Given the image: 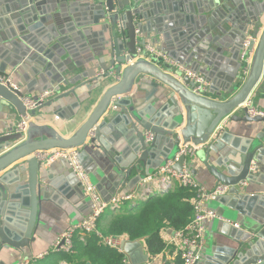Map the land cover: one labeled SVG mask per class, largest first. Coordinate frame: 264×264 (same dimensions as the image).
<instances>
[{"label":"water","instance_id":"1","mask_svg":"<svg viewBox=\"0 0 264 264\" xmlns=\"http://www.w3.org/2000/svg\"><path fill=\"white\" fill-rule=\"evenodd\" d=\"M62 1L66 0L2 1L0 58L4 62L0 66L1 73H5L6 63L15 68L27 62L30 70L46 85L49 79L53 84H59L64 83L65 73L72 71L71 65H75L77 70L85 64L97 62L76 73L71 83L91 79L93 83L101 85L114 69L120 71L121 64L136 55L139 45L145 46L147 40L142 35L147 38L152 33H162L167 41V51L172 48L171 36L161 29L162 19L155 18L159 23L157 29L153 30L149 22L155 14L169 12L165 3L171 6L172 0H90L92 5L87 3L84 7H87L86 11L89 8L95 11L93 19L83 21L74 18L70 25L60 24V15L54 10L59 5L60 11H63L65 5ZM185 1L190 3L186 21L191 34L184 33L187 41L184 40L186 47L181 53L183 57H178L175 51H169V54L179 63L184 62L186 56L194 71L208 74L200 67L201 61L210 65L214 59L211 57L214 53L203 59L205 55L199 41L206 38V43L210 41L209 45L216 47L218 59L227 51L233 60H237L238 70L232 82L219 87L214 84L207 92L198 94L193 91L194 81L181 76L180 71L172 65L161 62V59L158 63L139 59L124 68L121 79L104 91L88 118L72 135L64 136L54 127L35 121L28 124L25 133L11 129L8 133L0 134V174L16 164L10 172L0 175V251L4 247L16 250L29 248L41 225L43 202L54 201L49 193L55 185H47L42 176L46 175L49 180L52 172L45 170V164L35 153L53 148H79L80 162L88 173H94L97 164L88 149L84 148L92 144L99 151L103 145L104 157L110 160L102 171L103 175H95L98 178L97 187L106 201L116 195L121 186H126L124 180L134 169L138 173L127 185L130 189L152 170L170 162L175 161L173 169L183 173L185 165L199 160L218 182L231 185L229 193L216 200L224 210L223 216L229 220L222 223V233L231 243L217 250L225 254L215 253L213 249L208 259L212 264H264V116H251L248 107H244L255 89L262 84L264 87V26L257 30L260 37L256 46L251 43L255 51L247 74L243 72L244 66L240 61L244 40L250 34L248 32L261 23L264 0H194L195 7L193 3L191 5L192 0ZM78 5L74 1L69 8L78 9ZM114 9L117 12H113ZM195 11L198 17H195ZM208 13L211 14L209 18ZM217 16L221 17L218 18L220 22L214 21ZM52 20L60 24L58 30L54 24L47 25ZM119 21L122 23L121 31L118 29ZM179 22L183 23L182 20ZM189 22L195 24L198 33L193 34L194 27ZM95 25L101 26L100 31H91ZM79 28L82 30L78 32ZM214 29H218L223 37H205L207 32ZM105 32L109 35L107 39L103 37ZM67 34H71V39ZM93 35H99L103 43L98 51L93 46ZM175 39L182 50L181 39ZM93 50L96 52L89 57L80 61L75 59L76 54L85 55ZM104 52L110 58L108 63L100 61ZM143 75L155 79V87L166 99L161 107L152 102L141 107L131 99L120 97L131 94L137 78ZM23 95L22 91L11 90L0 83V105L10 111L16 110L21 116L26 114L21 100ZM112 102L122 111L109 121H101ZM77 105L80 103L77 102L74 107ZM115 123L117 131L110 138V143L115 144L125 137L126 144L111 151L103 143V135ZM230 123L245 125L243 137L230 132ZM259 124H262L261 128ZM148 134H152V139L147 140ZM181 139L183 145L202 144L203 147L196 156L181 154L176 159ZM213 154L218 157L214 158ZM193 172L196 173V169ZM244 179H248L249 185L258 187L259 192H247L249 185L244 188L235 186ZM69 182L79 191L80 182L74 172L69 175ZM68 187L65 184V190ZM80 190L83 194L82 188ZM18 206L25 210L15 214ZM122 249L135 264L144 263L149 258L138 240L125 241ZM0 264L4 263L0 261Z\"/></svg>","mask_w":264,"mask_h":264},{"label":"crops","instance_id":"2","mask_svg":"<svg viewBox=\"0 0 264 264\" xmlns=\"http://www.w3.org/2000/svg\"><path fill=\"white\" fill-rule=\"evenodd\" d=\"M2 1L3 0H0V4ZM74 1H77V3H79L78 9H74V7L69 8L70 3H73ZM87 3L92 5L93 2L90 0H66L65 2L62 3L63 5H65L63 11H60V8L58 7L59 5H57V7H55L54 10L56 11V14L60 15L59 16V21L61 22L60 24L70 25L74 21V18L75 19L81 18L83 21H88V19L90 20L93 19V17L95 16L94 13L95 11H92L93 9L90 8L88 9V11H86L87 7H84V5H86ZM192 3L193 6L195 7L196 2L192 0L191 5ZM189 5L190 3H186L185 0H172L171 6H169V3H165V8L168 9L169 12L161 11L159 15L155 14L153 17L150 18L149 21L152 23L150 27L151 30H153V29H157V24L159 23L155 21V18L157 17L162 19V21L160 22V26L162 27L161 29L163 30V33L169 34L171 36L172 48L169 49V51H175L178 57H183L181 53L183 52V48L186 47L184 46L185 43L184 40L187 41V36L184 33L186 32L188 33V35L191 34L190 27H188V22L186 21L187 20L186 15H189L186 12L187 8H189ZM1 6H4L3 2L0 5V7ZM84 11H86L85 14ZM62 13L65 14L66 16L64 17ZM195 13H196L195 17H198V13L196 11ZM207 17L208 18L211 17V14L208 13ZM218 18L221 17L220 16L215 17L214 21L220 22ZM180 20H182L183 23H180L179 22ZM260 21L261 23L259 24V26L252 27V29L248 32L250 33V35L253 36L258 35V31H257L258 28L264 26V14L260 17ZM170 22H172V24H168ZM50 24H54L56 29L57 30L59 29L60 24L56 23L55 20L49 21L47 23V25ZM189 24L192 25V28L194 27L193 34L198 33V29H196L195 24L192 22H189ZM100 29L101 26L95 25L92 27L91 31L98 32L100 31ZM81 30L82 29L79 28L78 32ZM124 35L125 37H127V32H125ZM206 36H212L214 38L217 36L223 37V35L218 31V29H214L211 32L210 31L207 32L205 34V37ZM67 37L71 39V34H67ZM92 37H93L92 41L94 42L93 46L96 48L95 50L96 51L100 50V47L103 45L102 40H100V36L93 35ZM103 37H105L106 39L109 38L108 33L105 32ZM142 37L143 38L145 37L147 43H152L158 47H161L167 53V55L169 56L172 62L179 63L176 59L171 57L169 51H167L166 49L167 41L164 38V34L152 33L150 37L146 38V35H142ZM175 38L181 39V41L179 40V43L182 46V50L178 48ZM204 40H206V38ZM204 40L201 39L199 41V46L202 45L201 47H203V51H204L203 54L205 55V57L203 56V59L208 58L211 55V53H214L213 55H211V57L214 59L213 61H211L210 65H208L204 61L200 62L201 69L207 71L206 73H208L209 75L201 71H196V72L200 73L208 80L210 85L209 88L214 84L219 87L220 85H225V84L227 85L229 82L231 83L232 82L231 80L234 78L238 70L237 69L238 67H236L237 60H233L231 54L227 51H225V53L222 56H220L221 58L218 59V56L215 55L216 47L211 44L209 45L210 41L206 43ZM95 50L85 55L76 54L75 59H77L78 61H80L81 59H85L89 57L91 54H93ZM105 52H104V56L101 57L100 61H106L108 63L110 58L108 55L105 54ZM3 60L4 59L0 58V66L4 62ZM183 60L184 62L180 64L192 69L191 64L187 62L186 56L183 58ZM192 61H195V59H193ZM95 63L97 62L85 64L83 67H80V69L77 70L75 65H71L72 71L65 73L66 82L64 81V83H59V84H53L49 79L46 85L39 76H37L35 73H33L30 70V64L27 62H23L15 68L11 67L9 63H6V68H7L6 71L5 73L0 72V75L13 74L16 81L19 83L21 87V91L25 95H28L33 98H37L44 91H52V95L46 100L45 104L39 109H36L32 112V116H33L32 121H35L39 124H48L54 127L60 134L64 136H70L81 125V123H83V121L88 118V116L90 115V113L93 111L98 101L100 100L104 91L108 87L117 83L120 80L119 75L122 76V72L124 68L127 67L125 63L121 64L120 71H116L114 69V71H112L113 73L111 72L110 73L111 75L107 77V79L104 80V82L101 85L93 83L91 79H85L84 81L71 83L72 79L76 77L77 75L76 73H79L84 69L93 66ZM97 71L99 73H102L100 69H98ZM211 73L212 75H210ZM154 80L155 79H153L149 75L140 76L139 78H137L131 94L120 97L131 99L133 102H136L141 107L151 102L155 106L161 107L166 102V99L161 94L160 89L155 87ZM262 81H264V78ZM250 101H251V105L254 108L264 111L263 84L262 86H259L258 88L255 89V91L253 92L250 98ZM77 102H79L80 105L74 107V105ZM121 111L122 108L120 106L115 105L112 102L108 107L104 116L101 118V121L102 120L109 121L110 119H112V117H114L117 113H120ZM20 119H21V115L16 110L10 111L7 107L0 105V134L8 133L11 131V129H15ZM247 126H251V125H247ZM244 127L245 125L243 123L229 124L230 132L237 137H243ZM258 127L261 128L262 124H259ZM125 128L128 129L127 126ZM116 131H117V124L115 123L112 126H109L107 128V131L103 135V143L111 151H116V149L121 144H126V141L124 140L125 137H123L124 139L122 138L121 141L115 142V144L110 143L109 140L110 138H113V134ZM84 148L88 149L89 153L91 154V157L93 158V160H95V163L97 164L96 171L94 173L92 172L88 173L97 187L98 178L95 177V175H103L102 171L107 167L108 163H110V160L104 157L105 153L102 150L103 145L100 149L102 152L99 151L92 144L85 146ZM196 154L197 152L194 154V156H196ZM213 157L216 158L218 156L217 154H213ZM14 165L16 164L10 165L0 175L10 172L14 168ZM188 168L192 171L195 178L207 187H213L218 182L217 179L208 171V169L205 168L204 165L201 164L199 160H193V162L192 161L189 162ZM194 169H196V173L193 172ZM45 170L52 172L51 178L49 180L46 178V175H42V176L44 177L47 185L50 184L55 185L54 187H51V191L49 193L50 196L54 199V201L50 200L43 202V209L40 215L41 225L37 228L35 234L36 236L35 241L31 243V246L29 248L23 250H16L11 247H4L0 251V261H2L4 264H22L26 259H32L35 255L50 250L57 237L68 226L82 220L90 210L88 199L85 197L84 192L82 194L80 190L81 186L78 185L80 188L78 191L75 189L74 184L69 182V175L73 174V171L70 169L66 161L58 160L52 163H47L45 166ZM137 173L138 172L134 169L131 175L124 180L126 182V186H121L118 192L116 193V195H114L112 198L118 197L122 194L129 193L134 189H136L140 182H138L132 189L127 187V185L129 183H132ZM65 184L69 186L68 190H65ZM247 192L258 193L259 188L253 185H249ZM209 205L215 208L221 215H224V210L222 209V207L219 205L218 202L216 201L211 202L209 203ZM129 208L133 209L131 207ZM23 210H25L24 207L18 206V208H16L14 213L16 214V212L19 213L20 211ZM116 212L117 211L107 212L101 218L99 225L100 228H102V230L107 228L112 215H114V213ZM232 219L234 218L232 217ZM223 222L224 221H218V220H212L206 222V231H205L206 243L202 253L201 264H207L208 262L211 263L208 257L212 255L213 249H215V253L225 254L224 252L221 251L218 252L217 250L220 248L222 249L230 246L231 241L222 233ZM173 230L175 229L172 228L161 229L160 235L163 241V248L161 251L157 253L152 254L149 252L148 245L145 240V246H144L145 252H147L151 256L157 255L160 258L165 259L167 261L180 263L181 258L178 255V251L176 247L174 245H168V241ZM77 261H81V262L84 261L83 263L80 262L78 264H91V262L86 260V258H80ZM32 264H73V263H71L67 258L63 257L62 255L58 256L55 254H51L43 259L33 262Z\"/></svg>","mask_w":264,"mask_h":264},{"label":"built area","instance_id":"3","mask_svg":"<svg viewBox=\"0 0 264 264\" xmlns=\"http://www.w3.org/2000/svg\"><path fill=\"white\" fill-rule=\"evenodd\" d=\"M106 8L108 9V7ZM113 12H117V9H114ZM118 29L120 31L122 30L121 21L118 22ZM259 37V34L256 36L249 34L244 40L240 60L244 66L243 72L245 74L248 73L252 64L255 46ZM252 42L255 43L253 48H251ZM139 59L155 61L156 63L161 59V62L172 65L176 70L180 71L181 76H187L194 81L195 86L193 87V91L198 94L206 92L210 86L208 80L203 75L180 63L172 62L167 53L161 47L152 43H146L145 46L139 45L137 47L136 55L130 58L125 65L128 66L130 63ZM119 79H121V75H119ZM0 83L8 86L11 90L21 91V87L13 74L0 75ZM51 95L52 91H44L37 98L25 94L21 97L26 108V114L21 116V119L15 128L16 132L25 133L27 131L28 124L33 118L32 112L42 107ZM244 107H248L251 116H264V111L254 108L251 105L250 99L244 104ZM150 139H152V134L147 135V140ZM202 147V144L183 145L181 139L180 151L177 154L176 159L181 154L193 156ZM79 152V148H53L35 153L36 157L42 160L45 166L47 163H52L58 160L67 162L70 169L76 174L80 182L84 195L88 199L90 210L82 220L68 226L57 237L50 250L39 253L32 259H26L22 264H32L52 253L60 251L74 253L75 239L78 238L84 241L86 237L92 234H95L104 246L121 252L123 254L121 260L122 264H135L132 262L129 255L122 249V245L125 241L133 240H131L126 234L107 235L103 233L99 228L101 218L108 211H120L126 206L134 208L139 205L140 202L148 200L150 196L167 192L176 186L188 188L195 194L192 199L193 216L184 227L173 230L168 241V245H174L176 247L181 262L167 261L157 255L151 256L149 254L148 260L139 264H201L202 253L206 243V222L212 220L229 221L215 208L211 207L209 203L215 202L219 197L228 194L231 185L217 182L213 187H207L195 178L192 171L188 168V164L185 165L183 173H178L173 169L175 163V161H173L166 166L155 169L149 175L144 176L140 180L137 188L133 191L114 197L110 201H106L98 191L83 164L80 162ZM248 185V179L241 180L235 184L237 188H244ZM137 240L145 246V239Z\"/></svg>","mask_w":264,"mask_h":264},{"label":"trees","instance_id":"4","mask_svg":"<svg viewBox=\"0 0 264 264\" xmlns=\"http://www.w3.org/2000/svg\"><path fill=\"white\" fill-rule=\"evenodd\" d=\"M194 195L188 188L176 186L167 192L152 195L133 209L124 207L112 215L107 228L102 230L100 225L99 228L107 235L126 234L131 240L145 239L149 252L157 253L163 248L161 229H181L191 219ZM74 249V253L60 251L52 254L62 255L73 264L80 263L77 261L80 258H86L91 264H122L123 254L104 246L95 234L84 241L76 238Z\"/></svg>","mask_w":264,"mask_h":264},{"label":"rangeland","instance_id":"5","mask_svg":"<svg viewBox=\"0 0 264 264\" xmlns=\"http://www.w3.org/2000/svg\"><path fill=\"white\" fill-rule=\"evenodd\" d=\"M174 189V188H173Z\"/></svg>","mask_w":264,"mask_h":264}]
</instances>
